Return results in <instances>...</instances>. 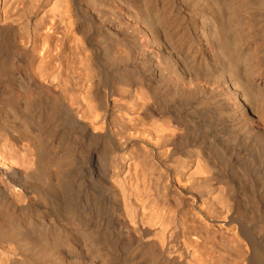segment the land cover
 Returning a JSON list of instances; mask_svg holds the SVG:
<instances>
[{
  "label": "bare ground",
  "instance_id": "6f19581e",
  "mask_svg": "<svg viewBox=\"0 0 264 264\" xmlns=\"http://www.w3.org/2000/svg\"><path fill=\"white\" fill-rule=\"evenodd\" d=\"M0 264H264V0H0Z\"/></svg>",
  "mask_w": 264,
  "mask_h": 264
}]
</instances>
